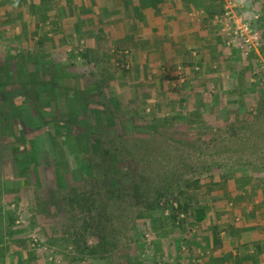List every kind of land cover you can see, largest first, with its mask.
Wrapping results in <instances>:
<instances>
[{"label":"rangeland","instance_id":"1","mask_svg":"<svg viewBox=\"0 0 264 264\" xmlns=\"http://www.w3.org/2000/svg\"><path fill=\"white\" fill-rule=\"evenodd\" d=\"M8 1L0 264H196L199 233L239 223L235 203L264 189V84L254 77L264 0H240L248 20L260 17L259 52L212 47L200 65L171 39L166 49L116 27L96 5ZM21 154L37 167H22ZM198 207L208 209L201 224Z\"/></svg>","mask_w":264,"mask_h":264},{"label":"crops","instance_id":"2","mask_svg":"<svg viewBox=\"0 0 264 264\" xmlns=\"http://www.w3.org/2000/svg\"><path fill=\"white\" fill-rule=\"evenodd\" d=\"M81 1L86 6L96 5L101 16L111 15L108 19H112L116 27L123 25L127 26L126 30H130L132 26L133 31L138 30L137 32L141 33V36L144 35L146 39H150L151 43L155 40L152 39L154 31L158 30L159 35L156 40L161 42V47L169 48L171 43L168 40L171 39L173 48L178 47L183 53L185 52L184 54H188L189 58L194 57L193 65H200L203 54L205 58L210 59L212 47L218 48L219 51H231L222 39L217 41L215 38L221 30L220 25L215 21L218 13L215 15L216 11H214V16L209 17L211 7L214 2L218 4V0ZM6 2L9 4L8 0ZM18 15V13L15 14L16 17ZM108 19L107 22L110 21ZM146 32L150 33L146 35ZM231 57L232 54L227 55L225 58L228 59L227 62L232 61ZM195 69L198 70L199 67ZM178 70H180L179 75L183 76L182 66H179ZM254 197L249 195L241 199V202L235 203V208L238 209L233 213L242 215V220L237 218L240 220L239 223H236L233 218L229 221L223 220L215 228L217 231L214 229L215 232H213L214 227L210 226V232L204 235L199 233L196 238V264H264V189H261ZM211 222L219 223L214 217ZM231 226H236L237 229Z\"/></svg>","mask_w":264,"mask_h":264},{"label":"built area","instance_id":"3","mask_svg":"<svg viewBox=\"0 0 264 264\" xmlns=\"http://www.w3.org/2000/svg\"><path fill=\"white\" fill-rule=\"evenodd\" d=\"M221 4L222 12L215 21L220 25V35L226 46L236 50L243 58L258 53L262 47V37L253 23L260 19L259 15L248 20L243 15L244 5L240 0H221ZM254 77L264 84V55H260Z\"/></svg>","mask_w":264,"mask_h":264},{"label":"trees","instance_id":"4","mask_svg":"<svg viewBox=\"0 0 264 264\" xmlns=\"http://www.w3.org/2000/svg\"><path fill=\"white\" fill-rule=\"evenodd\" d=\"M4 1H6V0H2V2H4ZM11 1H14V0H11ZM3 4V3H2ZM12 4H13V2H12ZM41 4L42 5H46V6H48L49 5V3H48V0H41ZM214 5H215V9H220L219 8V5H217V4H215L214 3ZM31 10H33V11H35V9H36V7H35V5L34 4H32L31 3ZM222 6V5H221ZM218 7V8H217ZM216 13H217V11H216ZM216 13H214L215 15H216ZM214 14L212 15V16H214ZM219 14H221V10L220 11H218V15ZM154 38H157V36L159 35V32H158V30H156V31H154ZM114 99V98H113ZM1 115L3 116V120H5L6 118H7V112H2L1 113ZM33 118V117H32ZM17 151V154L19 153V151L18 150H16ZM19 156H20V154H18ZM22 155V154H21ZM18 157V156H17ZM22 157L25 159V161H23L22 163H21V165H22V167L24 166V167H27V165L29 166L28 168H32V167H35V165L33 164L34 162L32 161L34 158H31V154L30 155H26V154H23L22 155ZM19 160V159H18ZM37 167V166H36ZM35 167V168H36ZM190 208V207H189ZM188 208V209H189ZM183 209V208H182ZM207 217H208V209H207V207H198L197 209H195V211L193 212V218L195 219V221H196V223H198V224H201V223H203L206 219H207ZM88 234H90V233H88V232H86L85 230H81V232H79V236L80 237H85V235H88Z\"/></svg>","mask_w":264,"mask_h":264},{"label":"clouds","instance_id":"5","mask_svg":"<svg viewBox=\"0 0 264 264\" xmlns=\"http://www.w3.org/2000/svg\"><path fill=\"white\" fill-rule=\"evenodd\" d=\"M17 4H18V0H17Z\"/></svg>","mask_w":264,"mask_h":264}]
</instances>
